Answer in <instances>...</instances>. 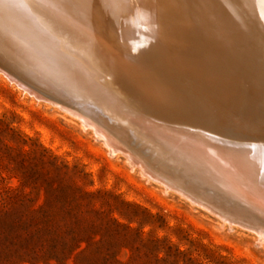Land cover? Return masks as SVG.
<instances>
[{
  "label": "rangeland",
  "instance_id": "1",
  "mask_svg": "<svg viewBox=\"0 0 264 264\" xmlns=\"http://www.w3.org/2000/svg\"><path fill=\"white\" fill-rule=\"evenodd\" d=\"M0 1L17 7L16 13L0 8L1 46L21 48L31 54V42L51 50L47 51L54 53L55 59L47 53H41L39 58L73 85L78 83L76 80L88 83L97 76L87 63L89 58L99 67L100 77L107 76L118 84L99 92L104 98L98 94V101L87 107L93 110L91 114L85 107L87 115L83 111V117H77L36 100L0 73V207L3 200L24 195L26 200H35L31 204L35 209L42 200L41 189L47 184L53 189L61 188L60 196L65 199L81 192L93 193V208L124 226L115 229L120 234L118 239H124L117 252L120 262L130 264L131 244L126 241L134 240L132 247L156 243L177 249L181 255L170 259L172 264H264V240L260 242L249 230L229 226L181 194L165 190L124 154L138 151L141 155L146 151L154 161L179 168V162L168 153L169 147L156 137L155 127H159L179 135L186 156L190 153L194 157L205 150L206 156L213 150L218 154L211 151V157L231 164L242 174L245 169L238 158L264 165V153L219 147L204 135L214 137L213 128L225 125L221 133L237 138L230 140L233 145L258 143L256 146L264 152V97L260 96L264 95V0H177L181 10L176 16L170 14L167 1L126 0V14L118 20L90 13L91 21L106 31L102 35L82 28L69 17L70 13L59 9L55 0ZM226 10L231 11L234 24L218 21ZM47 16L82 31L90 44L99 43L120 64L123 75L92 59L87 51L89 45L65 42L56 32L61 29ZM38 20L47 22L48 30L35 23L36 28L34 22ZM138 36L147 40L155 53L153 62L142 66L136 64ZM45 37L53 38L57 46H50ZM43 40L49 45L41 44ZM163 61L174 66L167 81L161 74ZM121 66L129 67L130 72L134 68L137 75L128 77L129 71ZM157 83L172 88L174 97L159 95L154 87ZM253 92L259 99L252 110H246L244 98ZM77 96L84 102L91 99L83 93ZM245 111L248 116H244ZM106 126L122 131L127 142L120 143L119 148L110 138H104ZM66 209L64 206L62 210ZM9 245L4 234L0 235V257L7 253Z\"/></svg>",
  "mask_w": 264,
  "mask_h": 264
},
{
  "label": "bare ground",
  "instance_id": "2",
  "mask_svg": "<svg viewBox=\"0 0 264 264\" xmlns=\"http://www.w3.org/2000/svg\"><path fill=\"white\" fill-rule=\"evenodd\" d=\"M26 1L29 2L30 0H26ZM123 1L125 2L126 0H55V2L58 4V7L60 6L59 9L61 8L67 14H69V13L71 14L69 17H72L74 22H76L78 25L82 26V28L83 27L91 28L93 31L98 33V35H102V33L105 34L106 31L102 28L103 26H101L100 24H94L91 21V18H90L91 14L90 13L94 12L97 15L99 14L101 16L111 17V19L118 20L119 18H122L123 15L126 14L125 7L123 5ZM161 1H163V2L167 1V3H165V2L164 3L169 7V10H170L169 12L171 15L176 16V15L180 14L179 10H181V9H179L177 0H161ZM206 1L209 2L210 0H206ZM211 1H213V0H211ZM36 5H37V8H41L38 4H36ZM0 8L11 11L13 13H16V11H17V7L7 5L1 1H0ZM231 8H233V7H231ZM189 9H190V7H189ZM189 9L187 8V10H189ZM47 17L54 21V24L57 25V29H61L60 33H58L57 31L56 32L60 36H63V39L65 42H67L68 44H72V45H74L73 43H75V45L76 44L89 45V50H87V51H88L89 56L92 59H95L96 62H99L102 65L110 66L116 74H118V72L119 73L122 72L121 74L123 75V71H121V69L118 67V66H120V64L119 65L116 64L115 61H113L110 58V56L104 51V49L102 48V46L99 43L91 42V44H90V42H88L89 41L88 37H86L82 31L80 32V31L73 30L69 26H67V24H63L62 22L57 21L52 16H47ZM228 18H231V20H227ZM233 18L234 17L232 16L231 11H227V12H224V14L221 17H218V21L221 24L224 23L225 25L226 24L229 25V24L235 23V22H233L235 20ZM106 22H107V20H106ZM105 24L107 25V23H105ZM110 24H111V22H110ZM119 26H120V24H119ZM113 27H115V26H113ZM116 28L118 29V26ZM50 30H53V29H50ZM55 30L56 29H54V31ZM239 34L242 35L241 31H239ZM109 36L111 37V35H109ZM65 37L67 39H65ZM138 37L140 39H136V41H135L136 46L138 48V52H139V53H137V59H136L137 63L136 64L142 66V65H146L149 62H151L152 60H154L155 59V53H154L153 48L151 47L150 43L147 40H145L142 36H138ZM120 38H121V36H120ZM121 41L124 42V40H121ZM119 43H117V44H119ZM112 46H114V45H112ZM122 46H124V45L122 44ZM1 47L4 50H6V52L7 51L12 52L13 55L15 56V58L18 60V62L22 63L23 64L22 66L25 67L29 72H31V75L33 77H35L39 80L45 78L44 77V76H46L45 73H47L49 75V77L52 75L54 77L61 76V82L57 83V84H59V87L66 89V87H67L66 83L62 82L63 79H64V81H66V78L63 75L55 72V70L52 67H50V65L47 64V62L44 59H41L39 57H34V55L28 54L27 52H24L25 50H22L21 48H20V50L17 49L18 50L17 51V50H14V49H16L14 47H11L12 50H11V48H8V47H4V46H1ZM122 51H123V49H122ZM132 65H134V64H132ZM121 67H123L125 71L126 70L129 71V67H126V66H121ZM173 67H174L173 64L169 63L168 61H163V63L160 65L161 74L163 75L165 81H167L166 78L168 76L169 77L172 76ZM130 71L128 73V77H134L137 75L136 74L137 71L134 70V68L132 69V72H130ZM48 75L46 76L47 78H49ZM48 80L51 81V79H48ZM206 86H209V84ZM210 86H209V88L212 87V86L211 87ZM154 87L156 88L155 90L157 91V93L159 95L164 96L165 98H169V99H172L174 97V94H173L174 92H173L172 88H168L165 85L162 86L160 83H157V85ZM260 96H261V98L264 97V95L262 96L261 94H260ZM258 99L259 98L256 96V93H254V92L247 95L244 98V102L247 105L246 110H252L251 108L253 106L254 101H257ZM84 109H85V107H84ZM87 110L86 111L83 110L84 114H86L85 112L88 113L89 110L88 111ZM91 111L93 112V110H90L89 114H91L90 113ZM131 114H133V113H131ZM130 116H128V117H130ZM244 116H248L247 111L244 112ZM136 117H138V116H136ZM249 119H251V118H249ZM83 121L87 122V120H82V123H84ZM89 121H90V119H89ZM90 125L91 124H89V126ZM94 125H96V124H94ZM137 125H138V122H137ZM115 126H113V127H115ZM113 127L112 126H106L105 130H106L107 134L104 135V138H107V139L110 138L111 143H112V141H113V143L115 142L117 147L120 148L121 145H119V144L120 143L125 144V142H127V141L125 140L124 136L122 135V133H121L122 131L120 132ZM124 127H126V126H124ZM259 127H260V125H259ZM126 128L128 129V127H126ZM138 128L140 129V127H138ZM151 130H153V129H151ZM155 130L158 134V135H156V137L159 140H161L164 143V145H167L169 147V148L166 147L169 150L168 153L173 158H175V160H177L179 162V164H178L179 168L171 169V167L169 168L168 164H165L163 162L154 161L155 159L153 160V158L151 156L146 155V154H148L146 151H144V153H141V155H140V153L139 154L137 153L138 151L135 153H129L128 154V153H126L127 151L125 152L124 150H122V152L124 151V154L131 161L130 163H133L134 165L138 166L140 168V170L142 171V173L145 176H147V178L151 179L152 181H155L157 183L159 182L160 184H162L161 186L165 190H169L170 188L171 189L177 188L176 190L182 191L188 196L197 197L198 201L201 204H203L204 206L209 208L211 211L216 212L220 216H226V218L230 219V221H232V220L237 221V222L240 221L241 223L245 224L249 228H254V229L260 230L263 234L262 233L257 234L253 231H251V232H253L258 237V239L261 240L260 242H262L264 240V165L259 164V163L258 164L254 163V161H252V159L248 160V158H245V157L238 158L239 160H237V161L239 163H241L245 169V172H243V174H242V173H239L238 171H236V169L231 164L224 163V162L222 163L220 160L215 159L214 157H211L210 152L213 150H211V151L209 150L210 152H208L209 155H206L207 157L203 155V154H205L204 152L206 151V150L204 151V149H201V151L202 150L204 151L203 153H200V151H199V153L195 152L196 155H194V157H192L190 153H189L190 155L189 154L187 156L184 155L182 149L185 145L182 146V139L180 140L177 138L179 135L176 137L173 133H169V132H167L164 129H161L159 127H155ZM100 131H101V129H100ZM126 134H127V132H126ZM186 137L184 139H186ZM130 138H132V137H130ZM157 138H155V139H157ZM181 138H183V136ZM158 139H157V141H158ZM131 140H133V139H131ZM153 141H154V139H153ZM192 142L190 141V143H192ZM106 143H107V141H106ZM127 144L128 143H126V145ZM129 144H130V142H129ZM183 144H185V143H183ZM195 145H197V144H195ZM252 145H255V146H252V148L243 147L241 149H245L247 151H252V152L264 153L258 147L259 145L258 146H256V144H252ZM191 146H192V144H191ZM127 147H129V146H127ZM207 147H208V145H207ZM134 148L136 149L137 147H134ZM186 148H188V145ZM198 148H202V146L201 147L197 146V149ZM204 148H205V146H204ZM112 149H114V148H112ZM129 149L133 150L132 147L131 148L129 147ZM129 149H128V151H129ZM136 150H138V149H136ZM140 150H142V149L140 148ZM159 151H160V149L158 150V152ZM189 152H190V148H189ZM158 154H160V153H158ZM130 163H129V165H130ZM174 163H175V161H174ZM141 171H140V173H141ZM180 196H183V195H180ZM229 226H233V225H229ZM242 229H244V228H242ZM244 230H247V229H244Z\"/></svg>",
  "mask_w": 264,
  "mask_h": 264
},
{
  "label": "trees",
  "instance_id": "3",
  "mask_svg": "<svg viewBox=\"0 0 264 264\" xmlns=\"http://www.w3.org/2000/svg\"><path fill=\"white\" fill-rule=\"evenodd\" d=\"M41 191L42 200L35 209V200L24 195L1 202L0 235L10 245L0 264H128L117 259L124 239H118L115 229L124 226L93 208V193L65 199L61 188L50 184ZM126 242L131 244L130 264H172L170 259L181 255L171 246L139 243L132 247L134 240Z\"/></svg>",
  "mask_w": 264,
  "mask_h": 264
},
{
  "label": "water",
  "instance_id": "4",
  "mask_svg": "<svg viewBox=\"0 0 264 264\" xmlns=\"http://www.w3.org/2000/svg\"><path fill=\"white\" fill-rule=\"evenodd\" d=\"M38 24L40 26V28L42 29H46L48 30V23L44 22V21H36L34 22V25L37 28ZM6 27V26H5ZM54 27V26H53ZM6 29V28H5ZM55 29V28H54ZM7 30H9V28H7ZM28 31V30H27ZM58 33H60L61 31L56 30ZM29 32V31H28ZM27 34V32H26ZM50 34V33H48ZM53 34V33H52ZM51 37L53 35H50ZM46 38V40L48 39V42H50V46H57L56 42L54 40H52L53 38ZM57 37V36H56ZM65 39H67L65 37ZM63 41V40H62ZM45 44V45H49L46 41H42L41 44ZM30 44L33 46V50H31L33 53H31L32 55H34V57H39V55L41 53H47L48 56L53 55V58L55 59V55L54 53L48 52L51 50H46L45 47H42L41 45H39L38 43H36V45H33L31 42ZM53 44V45H52ZM53 46V47H54ZM44 48V49H43ZM30 50H28L29 52ZM63 54V53H62ZM63 56L65 57V55L63 54ZM52 57V56H51ZM87 63L94 69H92L93 71H95L94 73L97 75L95 76V78L92 81H89L87 83V81L85 82L84 79H79L76 80L78 83H75L74 85L69 83L67 80L64 81V79L62 80V82L66 83V89H63L61 87H59V84L61 82V76H57L54 77L53 75L49 77V75L47 73H45V75L49 78H47L46 76H44L45 78L39 80L35 77H33L31 75V72H29L25 67H23L22 63L18 62V60L15 58V56L13 55L12 52L4 50L1 46H0V73L3 74L9 82L14 83L18 88H20L22 91L26 92L28 95L34 97L36 100L38 101H43L46 103H49L51 105H54L56 107H59L60 109L66 110L69 113H72L73 115L77 116V117H83V110L84 107H91L90 104H93L94 102L98 101V94H101L99 92H104L108 87H118V84L116 82H111L110 79L107 76H99V67L95 65V63H93V61L90 60L89 62V58L87 59ZM102 71V70H101ZM48 79H51L48 80ZM82 85L80 86L79 84ZM85 94L86 96L90 97L91 99H89L88 102H84L83 100L80 101V99H78L79 96H77L78 94ZM71 94H73L74 96H72ZM102 95V94H101ZM100 98H104V95H102V97ZM222 128V129H221ZM223 129H226L225 125H220V127H214L212 133H214V137H209L207 135H209L208 133L204 134L206 135V137L208 139H212L213 143L219 147H228L227 149H232V148H252V145L254 143H246V142H242V145L240 146L239 144H235L233 145L232 142L230 140H236L237 138H232V136H230L227 133H221V131ZM212 129L208 130L211 131ZM198 132V131H195ZM258 144V143H255ZM159 183V182H158ZM177 188H170V190H173L175 192H178L179 194L183 195L185 198H187L190 202H192L195 205H198L200 207H202L203 209L207 210L208 212L216 215L217 217H219L222 221L226 222L229 225H236L238 227L244 228V229H249L250 231H253L255 233H262L260 230L254 229V228H249L247 227L245 224L241 223L240 221H230V219L226 218V216H220L219 214H217L216 212L211 211L209 208H207L206 206H204L203 204H201L198 201V198L195 196H188L186 195L184 192L176 190ZM263 234V233H262Z\"/></svg>",
  "mask_w": 264,
  "mask_h": 264
}]
</instances>
